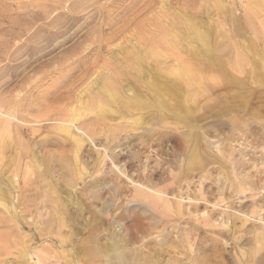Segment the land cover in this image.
Here are the masks:
<instances>
[{
  "label": "rangeland",
  "instance_id": "rangeland-1",
  "mask_svg": "<svg viewBox=\"0 0 264 264\" xmlns=\"http://www.w3.org/2000/svg\"><path fill=\"white\" fill-rule=\"evenodd\" d=\"M118 217L148 264H264V0H0V264H108Z\"/></svg>",
  "mask_w": 264,
  "mask_h": 264
},
{
  "label": "bare ground",
  "instance_id": "bare-ground-1",
  "mask_svg": "<svg viewBox=\"0 0 264 264\" xmlns=\"http://www.w3.org/2000/svg\"><path fill=\"white\" fill-rule=\"evenodd\" d=\"M193 31H192V35L190 36V35H184V34H176L175 36H174V38H175V40H176V42L178 43V42H183V40H184V37L185 36H187V39L188 40H190V41H196L197 43H198V45L201 47V49L203 50V52L204 53H206L207 55H209L210 53H209V38H208V36L204 33V32H202V31H199V30H196V29H192ZM187 34V33H186ZM185 41V40H184ZM187 43H189V42H187ZM149 50H151V48L149 49ZM140 56H141V54H140ZM208 58L210 57V55L209 56H207ZM213 58V57H212ZM214 60V59H213ZM212 63H214V64H218L217 62H215V61H212L211 62V66L213 65ZM183 68V67H182ZM181 70V69H180ZM184 70H185V72H186V70H187V72L189 71L188 69H186L185 67H184ZM184 70H181L182 72H184ZM181 71H178V70H173V71H170L169 72V74H171V76L173 77V79L174 80H176V77L178 76V74L179 75H181ZM252 72H254V71H252ZM256 72V71H255ZM184 75H185V73H184ZM254 76H256V75H254ZM186 80H185V83L184 82H182V83H184L186 86H189V83H188V76L186 75V78H185ZM195 79V78H194ZM159 81H161V80H159ZM188 83V84H187ZM191 85V84H190ZM167 87L169 88L168 90L170 91V92H172V93H175V92H179V90H180V88H179V86L178 85H176V84H174L173 82H169V83H167ZM190 87V86H189ZM116 88V87H115ZM103 93H102V98L101 99H99L98 100V107H97V104H96V108L95 109H97L98 108V110L99 109H101L102 107L103 108H105L104 106L105 105H107L106 103H108V102H111V103H117V101H118V97H117V94H118V92L112 87V86H108V87H105L104 89H103V91H102ZM210 95V94H209ZM127 96V95H126ZM125 96V97H126ZM130 96V95H129ZM127 98V97H126ZM103 99V101H101ZM127 99H129V97L127 98ZM155 102H156V106L158 107V109H161V110H163V107L160 105V103H159V101H157V100H155ZM125 103V105L127 106H129V105H131V106H133L134 107V105H135V107H140V108H143L144 107V105H142L143 104V99H141V98H139V97H136V96H134V104L132 105V104H130L129 102H124ZM108 106V105H107ZM83 109H84V107H82ZM88 110V109H87ZM127 112V111H126ZM129 112V111H128ZM111 113V112H110ZM132 118V117H131ZM132 119H134V118H132ZM137 120V119H136ZM76 121V120H75ZM78 121V120H77ZM130 121V120H129ZM74 122V121H73ZM135 122V121H134ZM71 123V122H70ZM141 123V122H140ZM148 124V123H147ZM151 124H153V123H151ZM150 124V125H151ZM152 127V126H151ZM72 128V127H71ZM72 131V130H71ZM71 133V132H70ZM187 133V132H186ZM72 135H74V134H72ZM187 135V134H186ZM185 136V135H184ZM73 139V138H72ZM80 137H75L74 136V146L76 145V148H75V150H76V159L77 158H79V157H77L78 156V150H80L79 149V147H80V143H81V141H80ZM113 139V138H112ZM113 141V140H112ZM83 142V141H82ZM191 142V141H190ZM205 142H206V144H208L209 146H211L213 143L209 140V138H205ZM214 145V144H213ZM215 146V145H214ZM213 146V147H214ZM199 147V146H198ZM73 149V148H72ZM195 149V148H194ZM198 150V149H197ZM72 151V150H71ZM200 151V150H199ZM201 153V152H200ZM72 154V153H71ZM197 153H195V155H196ZM80 159H81V157H80ZM79 159V160H80ZM198 160V159H197ZM82 161V160H81ZM203 161V160H202ZM199 163V162H198ZM203 163V162H202ZM68 165V164H67ZM84 166H86V165H84ZM68 168H69V166H68ZM72 168V167H71ZM67 169V168H66ZM83 170H84V167L83 166H80V168L78 169L77 168V171L80 173V172H83ZM70 171V170H69ZM72 171V170H71ZM75 171V170H74ZM74 171H72V172H74ZM68 175V174H67ZM73 175V174H72ZM71 175V176H72ZM74 177V176H73ZM75 178V177H74ZM69 180H71V178H68ZM67 179V181H69ZM76 179V178H75ZM66 181V182H67ZM72 181H73V179H72ZM64 184V183H63ZM68 186V185H67ZM93 187H95V186H93ZM56 190H54V192H55ZM91 191H92V188H91ZM96 191V190H95ZM53 192V193H54ZM94 192V191H93ZM56 193V192H55ZM109 193V192H108ZM66 194V193H65ZM109 195H112V192H111V194L109 193ZM139 195V194H138ZM141 195V194H140ZM139 195V196H140ZM143 195V194H142ZM59 196V195H58ZM53 198H57V197H53ZM144 198V197H143ZM145 199V198H144ZM166 199V198H165ZM164 199V200H165ZM54 200V199H53ZM56 200V199H55ZM135 200V199H134ZM146 200V199H145ZM138 202V201H137ZM55 203H56V201H55ZM56 204H58V203H56ZM147 204V203H146ZM150 204V203H149ZM108 205V204H107ZM104 207V206H103ZM134 207V206H133ZM127 208V207H126ZM107 210V209H106ZM96 211V210H95ZM128 211V210H127ZM120 214H121V212H120ZM124 216V215H123ZM113 217V216H112ZM138 218V217H137ZM113 219H115V218H113ZM132 219V218H131ZM139 219V221L140 220H142V219H140V217L138 218ZM102 221V220H101ZM115 222H117V226L119 227V229L121 230H119L120 232L119 233H116V234H114V232H113V230L112 231H110V236L108 237V238H106V234L104 235L105 237H104V244H100V245H95V247L94 248H89V249H87V251L85 252L87 255H91L92 257H95V255L97 254H100L101 256H103V257H109L110 258V262H108V264H129L130 262H139V264H141L140 263V261H141V255H143L142 254V252H141V257H138V255H139V251L138 252H135V250L134 249H132V247H129V243H133V242H135V243H137V242H140V241H143L144 239H145V236L146 235H143V231H140V228H139V226H137L136 224L135 225H133V227L131 226V227H128L123 221H121V219H120V217H118L117 219H115L114 220ZM135 221V220H134ZM133 221V222H134ZM98 223V222H97ZM122 224V226L124 225V227H120V225ZM129 224V223H128ZM92 225V224H91ZM145 225V224H144ZM69 226V225H68ZM116 226V225H115ZM143 227V226H142ZM145 227V226H144ZM146 228V227H145ZM144 229V228H143ZM133 231H135V234H133ZM144 232H145V230H144ZM107 233V232H106ZM108 234V233H107ZM150 234V233H149ZM148 234V235H149ZM139 235V236H138ZM163 237H165V236H163ZM89 238V237H88ZM90 238H93V237H90ZM91 241V240H90ZM97 241V240H96ZM159 241H161V240H159ZM163 244V243H162ZM163 246H165V245H163ZM168 246V245H167ZM142 247H144V246H142ZM136 248V247H135ZM138 248V247H137ZM86 250V249H85ZM91 250H95V251H91ZM154 250H156V249H154ZM148 251V250H147ZM163 251V250H162ZM149 252V251H148ZM161 252V251H160ZM162 253V252H161ZM248 254V253H247ZM151 255V254H150ZM155 255V254H154ZM154 255H151V256H153L152 258H151V260L148 262V263H151L152 262V260H153V258H154ZM144 256V255H143ZM157 256V255H156ZM150 257V256H149ZM148 257V258H149ZM142 258H144V260L143 261H145V257H142ZM155 258H157V257H155ZM196 260V259H195ZM147 261V260H146ZM145 261V262H146ZM154 261H155V259H154ZM96 262V261H95ZM94 262V263H95ZM138 262H137V264H138ZM194 262V261H193ZM40 263V262H39ZM147 263V262H146ZM147 263V264H148ZM145 264V263H144ZM194 264V263H193Z\"/></svg>",
  "mask_w": 264,
  "mask_h": 264
}]
</instances>
